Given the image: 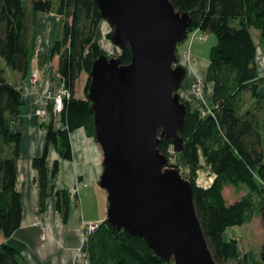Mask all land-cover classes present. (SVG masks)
<instances>
[{"label":"trees","instance_id":"16d2710c","mask_svg":"<svg viewBox=\"0 0 264 264\" xmlns=\"http://www.w3.org/2000/svg\"><path fill=\"white\" fill-rule=\"evenodd\" d=\"M172 2L176 9L188 11L195 19L190 32L199 29L217 35L218 43L211 50L206 72L207 80L215 85L212 110L204 114L186 100L187 122L181 134L184 150L180 153L189 167L195 208L215 261L236 262L238 240H226V228L245 224L254 218L256 211H260L264 220V94L261 93L264 78L258 72V42L252 31L260 30L264 46V0ZM30 4L31 7L24 0H0V58L26 78L37 51V13L55 11L62 16L50 58L58 56V79L71 96L65 98L61 113L64 127L57 129L53 122L47 125L45 150L34 157L33 164L39 172L40 211H45L47 198L56 192L58 209L67 222L72 207L71 192L54 191L47 158L54 146L62 159H73L70 135L77 128L83 127L96 137L91 102L87 97H77L75 89L83 72L90 75L94 61L108 53L95 38L105 18L96 0H30ZM112 35L110 32L109 37ZM120 55L124 64L130 62V46L122 49ZM39 56L46 58L43 52ZM22 106V88L11 83L0 68V264H27L18 249L2 240L13 235L23 219L22 194L16 183L21 134L7 125L8 114L19 115ZM159 143L160 151L171 160V151L175 150L173 140L164 136ZM202 158L205 166L216 174L209 187L197 183L198 171L204 166ZM169 164L178 166L171 161ZM59 169L60 162L56 160L53 177ZM228 184H246L248 191L239 200L228 203L224 194ZM85 247L93 264H165L144 238L125 229L117 230L107 219L89 234ZM260 250L264 261V242Z\"/></svg>","mask_w":264,"mask_h":264},{"label":"water","instance_id":"95a60500","mask_svg":"<svg viewBox=\"0 0 264 264\" xmlns=\"http://www.w3.org/2000/svg\"><path fill=\"white\" fill-rule=\"evenodd\" d=\"M113 26V43L132 59L101 54L94 61L88 100L103 150L100 187L107 222L147 241L165 264H219L195 208L194 186L161 138L184 150L187 102L180 89L189 68L177 54L195 19L172 0H96Z\"/></svg>","mask_w":264,"mask_h":264},{"label":"crops","instance_id":"0c3cea01","mask_svg":"<svg viewBox=\"0 0 264 264\" xmlns=\"http://www.w3.org/2000/svg\"><path fill=\"white\" fill-rule=\"evenodd\" d=\"M61 21L62 16L55 11L37 13V51L31 59L30 72L23 78L17 71L15 80L7 76L11 83L22 88L23 94L21 112L17 116L8 114L7 118L8 127L21 134L16 183L18 191L22 194L23 219L20 228L10 237H2V240L18 249L27 264H93L88 249L82 243L81 234L88 223L101 224L108 215V193L100 187L99 179L104 169L103 150L96 138L89 135L83 127L75 129L70 135L73 159H62L54 146L51 147L47 158L54 191L67 189L71 192L72 207L68 221L64 222L58 209L56 192L47 198L45 211H40L39 172L34 167L33 159L41 156L45 150L47 125L53 122L57 129L64 127L62 115L53 112L54 100L62 85L58 79L59 59L58 56L50 58L51 46L59 34ZM252 31L258 42V72L264 78V46L261 43L260 30L254 28ZM39 52L46 54V58H40ZM209 62L210 60L193 64L194 73L191 74L192 77L184 91H180L185 100L199 103L200 97L198 93L191 91V84L198 78H203L205 83L202 96L204 95L206 100L205 107L213 104L215 86L207 80ZM201 68L204 71H201ZM36 71L40 72L37 81L34 80ZM261 93L264 94V85ZM56 160L60 162V171L53 177ZM213 176L210 184L216 174ZM210 184L207 187L211 186ZM74 192L76 198L73 201ZM254 216L262 224L258 231L254 228L252 219L243 225L229 226L224 233L226 240H238L239 255L236 262L239 264H264L260 250L264 242V220L260 211H256ZM236 262L228 261L227 264Z\"/></svg>","mask_w":264,"mask_h":264},{"label":"rangeland","instance_id":"374dc122","mask_svg":"<svg viewBox=\"0 0 264 264\" xmlns=\"http://www.w3.org/2000/svg\"><path fill=\"white\" fill-rule=\"evenodd\" d=\"M24 1L26 2V4L29 7H31L30 0H24ZM232 22H233V24H237V20H233ZM110 32L113 33V26L111 25V23H109V27L104 33L102 32L101 34H99V32L97 31L95 34L96 35L95 38L99 42V44L105 50H107V52H108L107 55L112 57V56H116V55L121 54L122 48L119 45H117V44L115 45L113 43L112 39L109 37ZM192 32L193 31H191L190 33H192ZM200 35H205L206 38H201L199 36H197V37L195 36L193 41H191V37H189V35H188L187 39H185L182 42V44L178 45L177 54H179V59L182 63L186 64L189 68L188 76L184 80V83H183L180 91H184V89L187 87V84L189 83V81L192 77L191 74L194 73V68H193L194 65L193 64H195V63L197 64L200 62L203 63L205 61L207 62L210 59V56L212 53L211 50H212L213 46H215L218 43L217 35L214 34L213 32H210V31L205 32L204 31V32L200 33ZM0 68H3L5 70V72L9 78H11L12 80H15L18 72H16L11 66H9L7 61H5L3 58H0ZM202 69L203 68H201V71H204V69L203 70ZM78 80L79 81H78L76 89H75L76 96L80 97V98L88 97V91H86L85 88L89 89V87H90V84L92 82L91 73L89 75L87 71H84ZM204 83H205V81L203 78H198V80H196L195 83L191 84V86H192L191 91L193 93H195V92L198 93V96L200 97L199 103L196 102V104L193 103V105L195 107L196 106L199 107L202 111L207 110V112H211L212 104L205 107V105H206L205 101L206 100H205V97H203L204 95L202 96V92H203L202 88H204ZM61 88H64V84L61 85ZM170 161L175 163V164L177 163V165L181 169L183 175H185L187 178L190 176L188 165L185 164L182 153L178 152L176 149L175 150L173 149L171 151V160ZM202 164H204V166L202 168H200L198 171L199 178L197 180V183L198 184L200 183V184L207 186L208 184H210L211 180L213 179L214 174L212 173V171L209 167L205 166L203 158H202ZM247 191H248V188H247L246 184H241L240 186H237L234 184L233 185L228 184L225 188L224 194L227 198L228 203H233L234 201L242 198ZM107 196H106V199H107ZM74 199L75 198H73V201H74ZM253 217H255V216H253ZM253 219H254V228L256 229V231H258V229L261 227L262 224H261V222L258 221V218L255 217Z\"/></svg>","mask_w":264,"mask_h":264},{"label":"built area","instance_id":"2783aa9c","mask_svg":"<svg viewBox=\"0 0 264 264\" xmlns=\"http://www.w3.org/2000/svg\"><path fill=\"white\" fill-rule=\"evenodd\" d=\"M201 30L199 29H194L192 33L189 34V37H191V41H193L194 37L199 36L201 38H206L205 35H200ZM39 71H36L34 74V80L37 81L39 78ZM71 96V92L64 86V88H61L60 93L55 97L54 100V105H53V112H55L56 114H60L63 111V108L65 106L64 100L65 98H69ZM204 114L207 113V110L203 111ZM200 184V183H199ZM203 185V184H201ZM73 198H76V192L73 193ZM100 226V224L98 222H90L85 226V229L83 231V233L81 234V240L83 245L85 246V244L87 243L88 240V236L91 232L95 231L98 227Z\"/></svg>","mask_w":264,"mask_h":264},{"label":"bare ground","instance_id":"6f19581e","mask_svg":"<svg viewBox=\"0 0 264 264\" xmlns=\"http://www.w3.org/2000/svg\"><path fill=\"white\" fill-rule=\"evenodd\" d=\"M109 27V23H107V21L103 20L101 23H100V26L98 28V32L99 34H101L102 32L104 33Z\"/></svg>","mask_w":264,"mask_h":264}]
</instances>
